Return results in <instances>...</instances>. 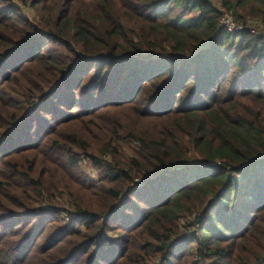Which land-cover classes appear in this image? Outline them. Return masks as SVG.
<instances>
[{
  "label": "trees",
  "instance_id": "16d2710c",
  "mask_svg": "<svg viewBox=\"0 0 264 264\" xmlns=\"http://www.w3.org/2000/svg\"><path fill=\"white\" fill-rule=\"evenodd\" d=\"M19 1L0 264H264V0Z\"/></svg>",
  "mask_w": 264,
  "mask_h": 264
},
{
  "label": "built area",
  "instance_id": "2783aa9c",
  "mask_svg": "<svg viewBox=\"0 0 264 264\" xmlns=\"http://www.w3.org/2000/svg\"><path fill=\"white\" fill-rule=\"evenodd\" d=\"M216 7H218L219 11H221V20L219 26L225 28L229 32H235L242 30L244 28L243 24L236 22L221 6V4H216ZM264 35V33H263Z\"/></svg>",
  "mask_w": 264,
  "mask_h": 264
},
{
  "label": "rangeland",
  "instance_id": "374dc122",
  "mask_svg": "<svg viewBox=\"0 0 264 264\" xmlns=\"http://www.w3.org/2000/svg\"><path fill=\"white\" fill-rule=\"evenodd\" d=\"M17 2V4L21 7H25V8H30L28 6H25V4H23L22 2H20L19 0H15ZM83 1H88V0H83ZM215 5L216 4H220L219 0H212ZM254 22H259V21H256V20H253ZM257 29L259 31H262L264 33V23H257ZM81 168L89 175H91L92 177H96L97 174H98V170H96L94 167H92L91 165H89V163L87 162L86 159H84L82 162H81Z\"/></svg>",
  "mask_w": 264,
  "mask_h": 264
}]
</instances>
